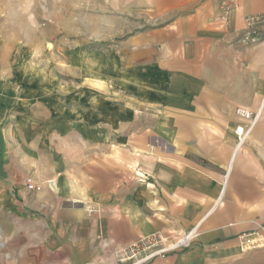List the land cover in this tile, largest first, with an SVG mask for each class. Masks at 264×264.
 Listing matches in <instances>:
<instances>
[{
	"label": "crops",
	"instance_id": "obj_1",
	"mask_svg": "<svg viewBox=\"0 0 264 264\" xmlns=\"http://www.w3.org/2000/svg\"><path fill=\"white\" fill-rule=\"evenodd\" d=\"M220 2L120 0L80 83L31 77L1 44L0 264H124L117 248L194 226L146 264H264L238 239L264 222V28L244 19L264 0L226 24Z\"/></svg>",
	"mask_w": 264,
	"mask_h": 264
},
{
	"label": "rangeland",
	"instance_id": "obj_2",
	"mask_svg": "<svg viewBox=\"0 0 264 264\" xmlns=\"http://www.w3.org/2000/svg\"><path fill=\"white\" fill-rule=\"evenodd\" d=\"M123 2V0H122ZM120 0H0V47L28 58L31 77L46 70L63 82L98 72L101 52L118 29ZM132 31L130 30H122Z\"/></svg>",
	"mask_w": 264,
	"mask_h": 264
},
{
	"label": "built area",
	"instance_id": "obj_3",
	"mask_svg": "<svg viewBox=\"0 0 264 264\" xmlns=\"http://www.w3.org/2000/svg\"><path fill=\"white\" fill-rule=\"evenodd\" d=\"M238 6V0H221L219 20L226 24L230 14ZM244 19L247 37L251 40L258 38L260 30L264 28V13L249 14ZM239 113L244 117H249L250 115L245 110H240ZM235 131L238 143H241L247 130H244L242 126H238ZM24 183L27 190L36 188V180L32 176H26ZM197 231V226H194L186 232L169 238L159 231L150 233L117 248L118 260L124 264H146L159 254L187 248L194 240ZM238 239L243 249L264 247V222L260 223L254 230L238 234Z\"/></svg>",
	"mask_w": 264,
	"mask_h": 264
}]
</instances>
